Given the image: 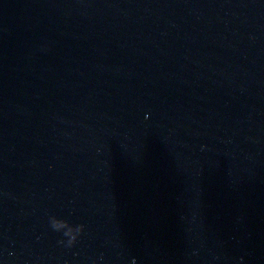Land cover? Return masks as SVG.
<instances>
[{
  "label": "water",
  "instance_id": "1",
  "mask_svg": "<svg viewBox=\"0 0 264 264\" xmlns=\"http://www.w3.org/2000/svg\"><path fill=\"white\" fill-rule=\"evenodd\" d=\"M0 264H264V0H0Z\"/></svg>",
  "mask_w": 264,
  "mask_h": 264
}]
</instances>
